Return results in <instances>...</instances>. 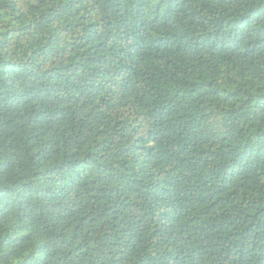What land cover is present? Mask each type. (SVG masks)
Segmentation results:
<instances>
[{
    "label": "trees",
    "instance_id": "obj_1",
    "mask_svg": "<svg viewBox=\"0 0 264 264\" xmlns=\"http://www.w3.org/2000/svg\"><path fill=\"white\" fill-rule=\"evenodd\" d=\"M0 264H264V0H0Z\"/></svg>",
    "mask_w": 264,
    "mask_h": 264
}]
</instances>
